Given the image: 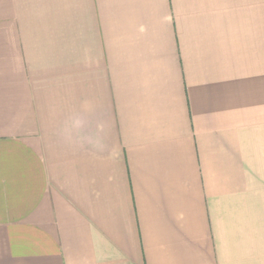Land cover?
I'll return each instance as SVG.
<instances>
[{
    "label": "crops",
    "instance_id": "0c3cea01",
    "mask_svg": "<svg viewBox=\"0 0 264 264\" xmlns=\"http://www.w3.org/2000/svg\"><path fill=\"white\" fill-rule=\"evenodd\" d=\"M0 264H264V0H0Z\"/></svg>",
    "mask_w": 264,
    "mask_h": 264
}]
</instances>
